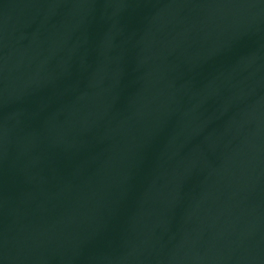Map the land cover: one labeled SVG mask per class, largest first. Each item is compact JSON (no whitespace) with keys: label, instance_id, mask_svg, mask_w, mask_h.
<instances>
[{"label":"water","instance_id":"water-1","mask_svg":"<svg viewBox=\"0 0 264 264\" xmlns=\"http://www.w3.org/2000/svg\"><path fill=\"white\" fill-rule=\"evenodd\" d=\"M0 264H264V0H0Z\"/></svg>","mask_w":264,"mask_h":264}]
</instances>
